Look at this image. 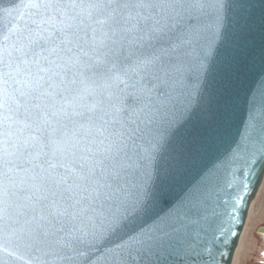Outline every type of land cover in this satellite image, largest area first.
<instances>
[{"label": "snow or ice", "instance_id": "1", "mask_svg": "<svg viewBox=\"0 0 264 264\" xmlns=\"http://www.w3.org/2000/svg\"><path fill=\"white\" fill-rule=\"evenodd\" d=\"M262 185L264 0H0V264H226Z\"/></svg>", "mask_w": 264, "mask_h": 264}, {"label": "rangeland", "instance_id": "2", "mask_svg": "<svg viewBox=\"0 0 264 264\" xmlns=\"http://www.w3.org/2000/svg\"><path fill=\"white\" fill-rule=\"evenodd\" d=\"M230 264H264V185L253 196Z\"/></svg>", "mask_w": 264, "mask_h": 264}, {"label": "water", "instance_id": "3", "mask_svg": "<svg viewBox=\"0 0 264 264\" xmlns=\"http://www.w3.org/2000/svg\"><path fill=\"white\" fill-rule=\"evenodd\" d=\"M260 68H261V65H260V59H259V56L257 55L256 57V62H255V66L253 68V72L254 73H258L260 71ZM232 132L233 134L236 132V127L234 126L233 129H232ZM259 188H257V190L255 191V193L251 196V198L249 199L248 201V204H247V211H248V208H249V205H250V202L253 198V196L256 194V192L258 191ZM247 211L243 214V224L242 226L239 227V236L238 238H236V240L234 241L235 243V247L232 248V251H231V258L229 259L228 257H225L224 260L226 261V264H230L232 259H233V255L235 253V249L237 247V244H238V241H239V237L241 235V232L243 230V227H244V223H245V219H246V216H247ZM262 229H264V227L260 228V232L262 233Z\"/></svg>", "mask_w": 264, "mask_h": 264}, {"label": "bare ground", "instance_id": "4", "mask_svg": "<svg viewBox=\"0 0 264 264\" xmlns=\"http://www.w3.org/2000/svg\"><path fill=\"white\" fill-rule=\"evenodd\" d=\"M259 188H260V187H259ZM248 210H249V209H248ZM247 212H248V211H247ZM262 230H264V229H262ZM261 234H262V236H263V238H264V231H262V233H261Z\"/></svg>", "mask_w": 264, "mask_h": 264}]
</instances>
